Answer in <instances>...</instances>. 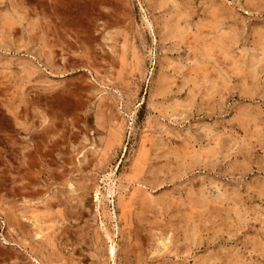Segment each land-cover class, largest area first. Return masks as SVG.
<instances>
[{"label": "rangeland", "instance_id": "1", "mask_svg": "<svg viewBox=\"0 0 264 264\" xmlns=\"http://www.w3.org/2000/svg\"><path fill=\"white\" fill-rule=\"evenodd\" d=\"M5 198L35 264H264V0H0Z\"/></svg>", "mask_w": 264, "mask_h": 264}, {"label": "crops", "instance_id": "2", "mask_svg": "<svg viewBox=\"0 0 264 264\" xmlns=\"http://www.w3.org/2000/svg\"><path fill=\"white\" fill-rule=\"evenodd\" d=\"M23 190V188H22ZM6 192H10L9 188H6ZM10 198H5L3 200V204L0 206L2 210L4 211H8L6 212L4 215L0 214V225L3 224V228H4V233L5 236H8V240H6V244L1 245V249H0V258L3 259V264H35L34 262H32L30 260V256L28 255L27 249H23V247H21V245L19 244H14L11 243L9 241H11V237H9V235L7 234V227L10 226L11 223V217H12V213L9 212L11 210L10 208ZM15 208V206H14ZM27 254V255H26ZM20 259V261H19ZM18 260V262L16 261Z\"/></svg>", "mask_w": 264, "mask_h": 264}, {"label": "bare ground", "instance_id": "3", "mask_svg": "<svg viewBox=\"0 0 264 264\" xmlns=\"http://www.w3.org/2000/svg\"><path fill=\"white\" fill-rule=\"evenodd\" d=\"M104 16V15H103ZM169 247V246H168ZM164 248V247H163ZM171 248V247H170ZM113 249H111V253L109 255H113Z\"/></svg>", "mask_w": 264, "mask_h": 264}]
</instances>
